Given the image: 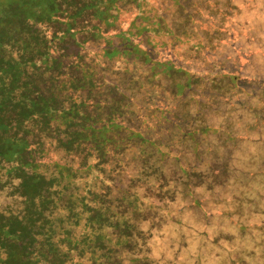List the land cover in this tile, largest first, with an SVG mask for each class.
<instances>
[{"label": "trees", "instance_id": "obj_1", "mask_svg": "<svg viewBox=\"0 0 264 264\" xmlns=\"http://www.w3.org/2000/svg\"><path fill=\"white\" fill-rule=\"evenodd\" d=\"M42 1L0 19V264H122L143 208L189 204L173 182L264 264V0Z\"/></svg>", "mask_w": 264, "mask_h": 264}, {"label": "rangeland", "instance_id": "obj_2", "mask_svg": "<svg viewBox=\"0 0 264 264\" xmlns=\"http://www.w3.org/2000/svg\"><path fill=\"white\" fill-rule=\"evenodd\" d=\"M41 1L42 0H0V19L1 20L2 19L11 20L14 22L17 20H26L28 18H30L32 20L39 19L40 16L34 12L35 8L32 5L41 3V6L46 7L47 1L45 2V4H42V2L44 3V1H42V2ZM21 3H24V5H21ZM243 34H247V33L243 32L242 35ZM244 36L246 37V35H244ZM224 70L227 72L226 69H224ZM222 85L227 87L229 85L228 80L223 79ZM211 97L212 96H209L206 100L210 99ZM193 100H196V97H193ZM166 121L174 127H177V125H178L176 119L173 117L169 118V120H166ZM162 132L167 135L169 133L168 128H165L164 130H162ZM181 135H182V133H180L178 137H180ZM175 140H176V137H174V139L171 141V143H174ZM174 145H175V149H176L179 146V143L176 142ZM177 157H178V155L174 151V152H171L168 154V158H167L168 160L167 161H160L159 159H157L154 162L157 165H160V169L167 172L168 174L166 176L169 177L170 175H173V174H170V171H169L170 168L171 169H177L178 167H180L182 165L181 162L179 161V159H177ZM3 163L11 166L14 164V161H5ZM161 163H162V166H161ZM157 168H159V167H157ZM162 176H163L164 180L167 179L166 176H164V175H162ZM159 181L161 182V180H159ZM191 182H192V177H191ZM172 185L174 186V182L172 183ZM172 185L169 186V184H168V185H166V189H164V190L161 189V192H162L161 195L162 194L163 195L168 194V197L176 199L177 201L182 199L185 203L189 202V204H187V205L185 204V206L182 205L183 207H180L181 210L176 209L177 213L173 212V218L171 220L172 224L164 227L167 232H172L174 234L173 238H176L179 244H181V245L185 244L186 247H188V245H189V241H188L189 233H188L187 229L183 228L182 223L188 222L189 213L187 214V212H189V208L191 205H192V241H193V243H197L196 240H198V239H215L218 232L223 231L224 228L225 229L228 228L229 222H231L233 224L232 218L229 215H227V214L219 215V210H217V208H215L209 202L204 201L205 203L202 204L201 202H199L196 199V197H193L192 196V183H191V185H187V183L184 182V189L181 191L182 192L181 194L178 191L172 190ZM161 186H163V188H164V185L162 183H161ZM196 193H198V192L196 191ZM191 196H192V199H191ZM191 201H192V203H191ZM200 201H201V199H200ZM199 205L202 207L201 211L204 212V216L199 214V209H198L200 207ZM162 211L163 210H161L160 207H158L157 209H155V212L153 215H156L159 217L160 213ZM151 212H153V211H151ZM141 214L143 215L144 211ZM168 214H169V212L167 211V216H169ZM196 214H199L198 217L196 216ZM202 217H203V220H202ZM160 219H163V217H160ZM174 221L177 223L176 227H174V223H173ZM194 221H197L200 224L201 227H200L199 231H197V229H195L194 224L196 222H194ZM159 222L160 221H157L156 223H159ZM206 224H208V225H206ZM159 227H162V224L159 225ZM176 231H179L178 236L176 234ZM163 233H164L163 231L159 232L160 235H163ZM223 233L225 234V231L222 232L221 235H223ZM221 240L223 243L227 244L226 239L222 238ZM239 249H240V251H242L241 248H239ZM221 250L223 251V249H219L216 246H212L210 251H213V253H211V254L205 253V251H208L205 249L202 251V253L205 255H208V256L213 255V254L216 255V254L222 252ZM209 257H207V258H209ZM46 264H48V262ZM51 264H60V261L59 260H53Z\"/></svg>", "mask_w": 264, "mask_h": 264}, {"label": "flooded vegetation", "instance_id": "obj_3", "mask_svg": "<svg viewBox=\"0 0 264 264\" xmlns=\"http://www.w3.org/2000/svg\"><path fill=\"white\" fill-rule=\"evenodd\" d=\"M144 194L148 196L150 192ZM143 209L144 214L141 218L145 219L144 228L142 225L139 229L133 228V236H131V240L133 241L134 247L131 252L127 254L126 258L121 260L122 264H208L206 259L212 255H205L202 253V251L206 248L211 249V247L215 245H218L219 249L230 251L232 259L231 261H227L226 264H239V259H237L235 262V257H233L234 254L232 255V251L235 249V247L233 246V249H230L228 248L227 244L222 242V231L217 233L215 239H198L196 240L197 243H193L192 205L189 208V212H187V214L189 213L188 222L182 223L183 228L187 229L189 233L188 247H186L185 244H179L177 239L173 238L174 234L172 232H167L166 229L163 231V235H160L159 232H156L158 236L153 233L154 228L157 229V231H160L165 226L172 224V221H165L164 224L163 222L156 223L160 217L164 216L162 214L165 212L162 211L159 217H154L153 214L157 208L148 206ZM177 210L181 209L177 208ZM173 212L177 213L176 210ZM169 216L171 215L169 214ZM173 223L174 227H176L177 223L175 221ZM161 224L162 227H159ZM178 233L179 231H176L177 236ZM113 237L114 235H112L111 238ZM110 244H115V238L112 239ZM112 256L116 259V255Z\"/></svg>", "mask_w": 264, "mask_h": 264}]
</instances>
